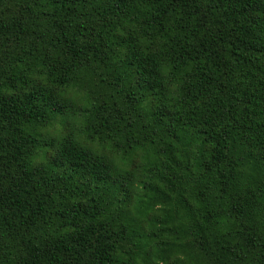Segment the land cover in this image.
I'll return each mask as SVG.
<instances>
[{
	"label": "trees",
	"instance_id": "16d2710c",
	"mask_svg": "<svg viewBox=\"0 0 264 264\" xmlns=\"http://www.w3.org/2000/svg\"><path fill=\"white\" fill-rule=\"evenodd\" d=\"M0 264H264V0H0Z\"/></svg>",
	"mask_w": 264,
	"mask_h": 264
}]
</instances>
